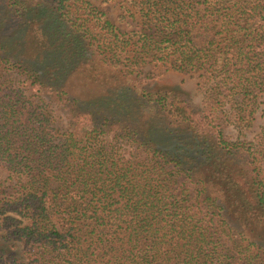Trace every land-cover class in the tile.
<instances>
[{
    "label": "trees",
    "instance_id": "trees-1",
    "mask_svg": "<svg viewBox=\"0 0 264 264\" xmlns=\"http://www.w3.org/2000/svg\"><path fill=\"white\" fill-rule=\"evenodd\" d=\"M118 4L0 0V264H264V0Z\"/></svg>",
    "mask_w": 264,
    "mask_h": 264
},
{
    "label": "rangeland",
    "instance_id": "rangeland-1",
    "mask_svg": "<svg viewBox=\"0 0 264 264\" xmlns=\"http://www.w3.org/2000/svg\"><path fill=\"white\" fill-rule=\"evenodd\" d=\"M97 6L108 12L109 17L122 29L134 27L137 21L132 16L133 11L130 13L124 12V9L118 4V0H91ZM125 15V18H121ZM136 15V14H135ZM144 71L152 74V78L146 79L145 85L151 89H176L185 93L189 101L197 108H202L205 104L204 91L199 87L198 74H184L174 70L163 64H148ZM264 125V94L261 95L260 105L256 113V119L252 122L251 126L244 127L241 131L234 127L229 126L226 128V133L231 139H249L253 140L260 132L261 127ZM242 133V134H240Z\"/></svg>",
    "mask_w": 264,
    "mask_h": 264
}]
</instances>
